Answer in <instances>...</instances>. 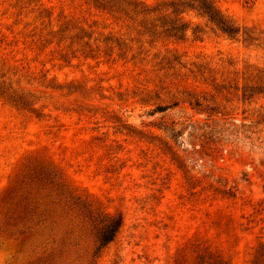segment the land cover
<instances>
[{
    "label": "rangeland",
    "instance_id": "obj_1",
    "mask_svg": "<svg viewBox=\"0 0 264 264\" xmlns=\"http://www.w3.org/2000/svg\"><path fill=\"white\" fill-rule=\"evenodd\" d=\"M217 2L239 24L264 30V0ZM15 3L0 0V36L8 41H22L10 18ZM41 3L55 18L100 17L84 0ZM176 46L189 56L220 51L240 62L254 59L210 30L201 41ZM11 50L17 65L89 91L67 95L39 87L47 106L41 120L0 100V264H198L200 256L206 264H252L264 246L263 126L248 120L249 131L226 134L203 152L189 144L187 126L203 117L187 106L148 116L151 106L118 100V92L132 96L144 83L141 70L83 58L66 65L50 49L31 51L21 43ZM162 121L185 129L179 155L192 189L160 141L121 128L127 122L157 132L150 125ZM231 187L235 197L220 193ZM78 198L95 212L124 216L117 240L95 260L91 227L73 204Z\"/></svg>",
    "mask_w": 264,
    "mask_h": 264
},
{
    "label": "trees",
    "instance_id": "obj_2",
    "mask_svg": "<svg viewBox=\"0 0 264 264\" xmlns=\"http://www.w3.org/2000/svg\"><path fill=\"white\" fill-rule=\"evenodd\" d=\"M84 1L99 14L98 19L87 21L65 14L55 18L41 0H16L10 5L14 10L10 16L14 19L13 28L21 27L17 35L22 41L15 38L8 41L5 34L0 36L1 101L41 120L47 106L41 104L46 95L40 94L39 87L52 92L66 90L67 95L89 91L77 81L60 84L48 78V71L38 76L30 67L17 65L14 56H10L13 50L8 49L21 43L31 51L50 49L66 65L83 58L98 64L102 61L122 63L141 70L139 74L147 76L144 83L133 90L132 96L118 92V100L136 99L141 106H151L148 116L187 106L194 113L193 117H203L187 125L192 130L188 138L194 149L197 146L202 151L212 148L225 140L226 134L240 135V128L249 131L250 126L245 124L248 120L264 127V105L257 107L264 99L263 29L239 24L222 11L217 0ZM208 30L238 44L252 53L254 59L240 62L220 51L214 55L189 56L177 48L176 45L190 38L201 41ZM121 125L127 134L160 141L159 149L171 156L193 188L189 182L193 179L189 166L179 155V147L185 146L181 141L184 127H178L175 122H152L150 126L157 132H144L127 122ZM220 193L236 195L233 187ZM73 204L89 222L95 244L92 260L98 259L117 240L124 226V216L95 212L80 198ZM120 263L121 260L113 262ZM198 264H206L205 257L200 256ZM208 264L226 263L215 259ZM252 264H264L263 245Z\"/></svg>",
    "mask_w": 264,
    "mask_h": 264
}]
</instances>
